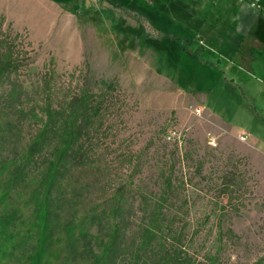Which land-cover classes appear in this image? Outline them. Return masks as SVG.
Segmentation results:
<instances>
[{
	"label": "rangeland",
	"instance_id": "rangeland-1",
	"mask_svg": "<svg viewBox=\"0 0 264 264\" xmlns=\"http://www.w3.org/2000/svg\"><path fill=\"white\" fill-rule=\"evenodd\" d=\"M113 1L124 3L82 10L34 0L26 15L21 2L0 0L14 10L13 21L0 13V264H95L113 226L114 264H129L154 218L181 247L179 263L264 264V160L237 134L264 148V48L252 69L227 68L191 39L195 16L214 1ZM253 2L264 15V0ZM220 5L226 47L249 8ZM71 103L77 139L44 198L41 179L61 143L54 128L65 121L55 117L44 134L45 112L70 118ZM41 130L45 146L27 157ZM170 131L179 136L168 140ZM45 216L52 238L41 248ZM155 244L140 255H159Z\"/></svg>",
	"mask_w": 264,
	"mask_h": 264
},
{
	"label": "crops",
	"instance_id": "crops-1",
	"mask_svg": "<svg viewBox=\"0 0 264 264\" xmlns=\"http://www.w3.org/2000/svg\"><path fill=\"white\" fill-rule=\"evenodd\" d=\"M8 3H11L12 0H7ZM42 2L43 4L47 6L55 5L57 7H80L82 10H90L93 9V7L97 6L98 4L107 3L110 6L114 7V3H124V2H117L113 0H38ZM193 6L201 5L199 3V0H192ZM202 1V0H200ZM215 4L213 7L214 11L209 9H203L201 10L202 16L198 20L195 16V21L197 23L194 26V30L196 33L191 37V39H197V44L200 47H197L196 50H198V53L204 54V56L217 58V59H223L217 60L222 62L224 67L231 68L233 64L234 66H238V68H246L251 69L253 68L252 59H253V53L256 50H260L264 48V15L262 13V9L260 7H257L254 5L253 1L257 0H238L241 1L242 4H246L248 6L249 14H246L241 18V22L236 27V31L234 32L235 37H231L230 40H227L226 47H223V41H220V32L218 21H217V11L221 8V5H224L225 3L229 2L230 0H203L204 3H208V6ZM15 2H21L22 3V12L26 15L29 8L30 11H33L34 8V0H15ZM114 2V3H113ZM233 2V1H232ZM211 4V5H210ZM253 4V5H252ZM3 8L0 7V13L7 15V17H10V14L14 10H12L11 7L7 8V11L2 10ZM10 20L13 21V18L10 17ZM234 31V30H233ZM220 46V47H219ZM195 54V52H194ZM225 59H229V61H232L231 59H236L240 62H229ZM202 65H205V63H202ZM242 70V69H241ZM251 91V90H250ZM260 91V89H257L255 92ZM263 93L264 90L262 89ZM255 92H249L253 95ZM247 134L248 140L243 143H238L241 147V149L246 152L249 155L253 156H260L262 160H264V148L259 151H255L253 139H250V133L249 131L242 129L241 132L237 134ZM235 134V135H237ZM253 138V137H252Z\"/></svg>",
	"mask_w": 264,
	"mask_h": 264
},
{
	"label": "trees",
	"instance_id": "trees-1",
	"mask_svg": "<svg viewBox=\"0 0 264 264\" xmlns=\"http://www.w3.org/2000/svg\"><path fill=\"white\" fill-rule=\"evenodd\" d=\"M126 3V2H125ZM3 77V69H0V80ZM73 103L70 104L69 112H70V118L65 115V112L63 109L61 111H56L55 115H52V109L47 110L45 114H47V119L46 122L43 124V128L45 130L44 134L46 133V129H51L50 125H53L56 121L54 118H63L65 117V121H63L60 126H55L54 130H59L61 132V143L58 144L57 146H53V154L52 156L54 158L51 159V161L48 162V170L51 171V174L48 177H44V179H41V185H43L42 188V197L46 198L49 194L50 191H52V187L54 186L55 179H56V172L58 170V164L60 160L64 159V155L66 154V151L69 150L71 147V144L74 140L77 139V136L74 135V133H77V128L76 126H73L72 124L76 123L77 116L79 115V110L76 107H74ZM87 109V107H86ZM85 123L82 122L80 119H78L77 126L78 128V133L80 130L83 128V124ZM64 127V128H61ZM43 130H41L40 133L36 134L29 145L26 148V156L27 157H34V155L42 150V148L45 146V141L43 139ZM16 161H14L15 163ZM22 169V168H18ZM56 175V176H55ZM46 216L44 218V223L42 230V235L39 239V245L41 248H45L50 244V239L52 238V233H51V227L49 224V217L48 221L46 223ZM147 226L150 227L149 232L139 241V246L137 244V247L135 248L134 254L130 255V262L129 264H188L190 262V257H180V263L177 260V255L174 254V250L179 251L181 247H177V245L174 243V239L170 234V231L168 230V226H161L163 222L161 223L158 218H154L149 222H146ZM145 224V225H146ZM159 225V226H158ZM118 226H113V233L110 236V239L106 243H102L99 250L95 251L94 253V260L95 264H106L108 261L111 263L116 262V249L121 246V242L119 240L120 233L117 228ZM156 228V229H155ZM170 236V237H169ZM72 242V241H70ZM156 242V244L153 246L155 250H160L159 255L158 253H154V257L151 258L150 255L146 256L144 253V256H141V248L142 246H148L151 248L150 244ZM176 242V241H175ZM163 247L164 250H163ZM152 250V249H151ZM163 250V251H162ZM161 252H163L162 256ZM146 257L148 258L147 260H144L143 258Z\"/></svg>",
	"mask_w": 264,
	"mask_h": 264
},
{
	"label": "built area",
	"instance_id": "built-area-1",
	"mask_svg": "<svg viewBox=\"0 0 264 264\" xmlns=\"http://www.w3.org/2000/svg\"><path fill=\"white\" fill-rule=\"evenodd\" d=\"M199 111H201V109L198 107V108L196 109V112H199ZM178 136H179V135L177 134L176 131H170V132L167 134L166 137H167L168 140H174V139L177 138ZM239 137H240L241 140L245 141V140H247L248 135L242 133Z\"/></svg>",
	"mask_w": 264,
	"mask_h": 264
}]
</instances>
